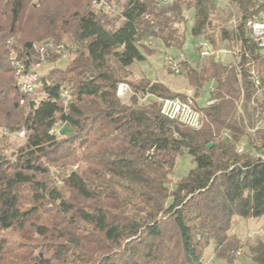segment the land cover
<instances>
[{"label":"trees","instance_id":"1","mask_svg":"<svg viewBox=\"0 0 264 264\" xmlns=\"http://www.w3.org/2000/svg\"><path fill=\"white\" fill-rule=\"evenodd\" d=\"M113 2L0 0V130H24L9 157L0 147V264H202L209 245L233 264L241 254L229 234L234 218L264 220V138L256 144L238 113L255 94L250 63L263 60L245 25L262 20L264 0L228 1L239 13L233 63L179 61L195 100L211 87L198 130L160 114L159 99L184 95L127 80V69L154 53L147 38L182 47L184 32L166 15L182 20L183 2L126 0L117 26ZM209 4L187 2L194 39L207 37ZM11 51L26 68L52 65L31 96L14 84ZM121 83L133 93L129 104L116 95ZM184 154L193 167L171 182L166 166ZM67 164L76 170L52 186L50 167ZM248 250L251 264H264V242Z\"/></svg>","mask_w":264,"mask_h":264},{"label":"rangeland","instance_id":"2","mask_svg":"<svg viewBox=\"0 0 264 264\" xmlns=\"http://www.w3.org/2000/svg\"><path fill=\"white\" fill-rule=\"evenodd\" d=\"M67 5H78L82 0H60ZM163 1V0H161ZM170 3L174 0H168ZM183 2L181 7V19L177 17L172 18V13H167V18L172 20L173 26H176L179 31L184 32V43L180 49L166 48L161 40L157 38H147L143 46L146 51L154 50V53L146 57L144 62L134 63L127 69V80L131 83H137L141 80H148L150 82L160 83L167 88L170 94L193 95V89L189 86L186 76L183 73L175 75L172 72V66L169 62H179L187 60L188 63L194 65L199 60L196 54V45L200 38L194 39L190 34V29L193 26V11L187 6L188 0H180ZM126 0H114L109 12L113 18V24L119 25V15ZM63 3V4H64ZM168 3V2H167ZM264 20V14L261 16ZM249 22V21H248ZM246 25L247 26V23ZM239 23V13L235 6L230 3L223 5L209 4V22L207 28L206 41H214V50L226 51L231 55L239 51L238 44L232 38V32L235 26ZM220 50V51H219ZM232 56V55H231ZM220 58V54H219ZM233 58V57H232ZM55 66L64 67L65 61H58ZM52 65L43 64L35 69L39 76L47 72ZM251 79H256L259 83L255 84L254 98L249 102H242L238 105V113L242 118V124L246 127L251 139L257 144L264 138V59L259 62L250 63ZM211 90L210 86H205L196 103L200 107L209 106L213 104L210 100L208 92ZM130 97L126 96L121 99V102L129 104ZM149 98L138 95V104H146ZM257 101V102H256ZM260 106H259V105ZM66 129L65 135H70L71 131L67 130L66 126L60 124L56 129ZM7 141L0 143V147H5V155L10 156L19 146L23 144V139H17L13 136L6 137ZM244 148L245 144L240 147ZM260 155L259 152H255ZM193 167L190 157L186 154L176 158L172 166H166L170 169L168 175L171 182H177L184 177L188 171ZM76 170V165L67 164L50 167V177L52 179V186L61 187L59 176ZM27 202H23L25 205ZM229 234L235 235L240 242L239 256L232 258L233 264H251L249 247L255 245L256 242H264V220L263 219H249L242 220L234 218ZM202 264H226L224 260H219L214 256V248L209 245L203 253Z\"/></svg>","mask_w":264,"mask_h":264},{"label":"built area","instance_id":"3","mask_svg":"<svg viewBox=\"0 0 264 264\" xmlns=\"http://www.w3.org/2000/svg\"><path fill=\"white\" fill-rule=\"evenodd\" d=\"M210 1L213 4L219 6L228 3L229 0ZM101 5L102 4L99 3L98 7ZM106 9L109 10V7H106ZM246 28L250 32L251 39L256 44L257 49L259 50L260 54L263 56L264 59V20L249 21L247 23ZM195 49L199 59H205L208 57H214L215 59L219 58L220 53L214 50L210 42L206 40L199 41ZM43 58L44 57L41 56L40 61L43 62ZM62 58H67V54L63 53ZM9 59L14 68L13 80L16 88L22 95L31 96L34 93L39 77L38 73L35 71V69L39 67V64L26 68L24 64L16 61V57L12 51L9 53ZM169 65L172 66L171 69L175 75H179L181 73L179 62L171 63L170 61ZM253 80L255 84H258V81L255 78ZM116 95L117 97L122 99L126 96L131 97L133 93L127 84L121 83L118 85ZM61 98L63 99L64 103L67 104V102L70 100V95L66 90H64L61 93ZM23 103L24 99L20 101V104ZM159 103L160 114L165 118L177 122L181 126H184L188 129L198 130L201 127L202 113L199 111L196 100L193 98L192 95H184L183 98L177 97L172 99H159ZM0 132L5 137L13 136L17 139L24 138V130H18L10 133L5 129H1ZM239 254L240 252H236L237 256Z\"/></svg>","mask_w":264,"mask_h":264},{"label":"crops","instance_id":"4","mask_svg":"<svg viewBox=\"0 0 264 264\" xmlns=\"http://www.w3.org/2000/svg\"><path fill=\"white\" fill-rule=\"evenodd\" d=\"M210 44H212V46L214 48V46H215L214 44L215 43L213 41H210ZM216 51H218V50H216ZM228 54L229 53H227L226 51H223V52L221 51L220 52V58H219L220 62H222L223 64L233 63L234 60H233L232 56L228 55ZM198 107H200V106H198Z\"/></svg>","mask_w":264,"mask_h":264},{"label":"water","instance_id":"5","mask_svg":"<svg viewBox=\"0 0 264 264\" xmlns=\"http://www.w3.org/2000/svg\"><path fill=\"white\" fill-rule=\"evenodd\" d=\"M211 147V144L207 145V148H210Z\"/></svg>","mask_w":264,"mask_h":264}]
</instances>
